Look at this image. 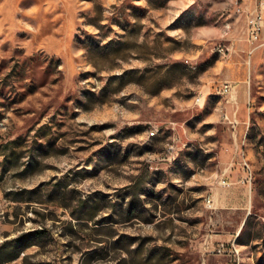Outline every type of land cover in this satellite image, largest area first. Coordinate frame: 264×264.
<instances>
[{"label":"rangeland","instance_id":"obj_1","mask_svg":"<svg viewBox=\"0 0 264 264\" xmlns=\"http://www.w3.org/2000/svg\"><path fill=\"white\" fill-rule=\"evenodd\" d=\"M237 17L0 0V243L42 230L3 264H264V42Z\"/></svg>","mask_w":264,"mask_h":264},{"label":"built area","instance_id":"obj_2","mask_svg":"<svg viewBox=\"0 0 264 264\" xmlns=\"http://www.w3.org/2000/svg\"><path fill=\"white\" fill-rule=\"evenodd\" d=\"M234 12L238 15H245L247 20V34L251 42H257L261 39L264 30V0H255L251 5L246 0H230ZM220 49L229 50L222 47ZM232 91V83L225 82L220 89L222 94H230ZM155 131L151 130L150 135L154 136ZM172 149V147H171Z\"/></svg>","mask_w":264,"mask_h":264},{"label":"trees","instance_id":"obj_3","mask_svg":"<svg viewBox=\"0 0 264 264\" xmlns=\"http://www.w3.org/2000/svg\"><path fill=\"white\" fill-rule=\"evenodd\" d=\"M249 224V216L246 219L245 225ZM42 230H34V232H29L28 234H20L14 238L6 239L0 243V264L5 262L13 261L22 256L24 252V247L19 246V241H21L25 236H31L33 234H39ZM104 241V240H98Z\"/></svg>","mask_w":264,"mask_h":264},{"label":"crops","instance_id":"obj_4","mask_svg":"<svg viewBox=\"0 0 264 264\" xmlns=\"http://www.w3.org/2000/svg\"><path fill=\"white\" fill-rule=\"evenodd\" d=\"M248 3H250L251 5H253L255 3V0H246ZM242 20L245 24V26L247 27V20H246V16L245 15H241L237 17V21ZM261 41L264 42V30L262 32L261 35Z\"/></svg>","mask_w":264,"mask_h":264}]
</instances>
